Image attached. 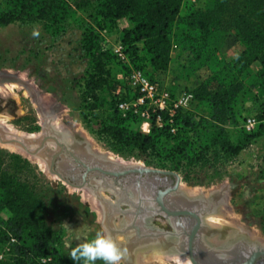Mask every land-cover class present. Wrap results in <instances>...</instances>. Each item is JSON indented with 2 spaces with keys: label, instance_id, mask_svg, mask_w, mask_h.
<instances>
[{
  "label": "rangeland",
  "instance_id": "1",
  "mask_svg": "<svg viewBox=\"0 0 264 264\" xmlns=\"http://www.w3.org/2000/svg\"><path fill=\"white\" fill-rule=\"evenodd\" d=\"M206 7L207 0H182L179 14L186 16L191 11L204 10ZM232 14L228 12L227 15L232 17ZM115 24L116 30L102 32L104 43L112 49L122 46L128 59L121 41L125 35L122 30L130 28L131 23L123 17ZM248 25L246 21L243 27ZM34 29L40 33L38 38L32 37ZM244 30L249 32L248 29ZM80 39L81 31L76 27H70L58 39L53 38L42 23L16 22L0 27V130L8 137H37L48 129L67 145H83L86 151L105 161L149 166L146 156H127L112 150L94 133L98 124L84 122L80 94L83 90L81 78L85 75L87 64L79 58ZM172 43L168 63L164 67H155L145 59V53L141 51L142 44H137L141 57L145 59H142L141 64L147 74L141 72L157 85L159 92L170 91L174 99H178L183 92L194 94L205 83L211 94L225 92L232 95L230 109L223 123L212 120L213 108L206 104L203 91L200 94L204 98L203 103L196 109L190 106L178 109L183 115L187 113L186 116L194 123L201 121V126H204L203 130L209 139L202 137L200 141L209 146L205 157L209 159L210 165H198L189 175L181 167L177 172L182 178L177 194L214 201L213 211L203 216V236L211 245L229 247L236 240L244 238L264 248V128L261 126L264 119L260 118L264 99L259 92L260 58L254 57V50L241 57L246 46L242 36L234 29L225 33L218 46H213L211 55L196 62H193L192 43L182 42V47L176 41ZM125 46L130 47L131 43H125ZM113 69L119 79L126 80V92L119 87V91L129 98L125 101L135 100L137 92L124 77L125 71L116 65ZM177 111L173 116L163 113L167 119L164 120L162 115V127L169 123L172 131H177L179 126L174 122ZM137 126L146 134L152 128L144 124L141 118ZM146 128L147 132L144 131ZM197 132H201L200 127ZM244 133H256V136L245 141ZM182 135L194 138V134L186 133V130ZM49 145L57 149L55 143L50 142ZM237 147L238 150H235ZM194 148L200 152L196 146ZM0 168L1 172L6 171L15 181L25 183L33 196H38L37 211L42 215L44 227L51 232V237L47 251L35 257L36 264H60L62 255L75 264H83V261L75 262L70 258L71 247L85 238L94 237L95 232L102 228L111 232L105 223L103 205L93 190L69 185L50 172L45 159L0 143ZM95 180L98 182L101 179ZM100 193L112 201L116 199L115 193L109 189H102ZM127 207L122 205V208ZM12 217L9 208L0 209V229L9 235L8 241L0 244L1 260L14 255L16 239L8 232V222ZM98 219L101 223H97ZM111 222L113 228L123 229L127 221L125 216L116 215ZM146 226L171 233L176 231L169 220L160 214H154L146 220ZM112 235L122 248L131 238L130 234ZM177 243L176 236L144 241L137 249L127 251L120 264H192L189 257L177 247ZM96 264L103 262L97 261Z\"/></svg>",
  "mask_w": 264,
  "mask_h": 264
},
{
  "label": "trees",
  "instance_id": "2",
  "mask_svg": "<svg viewBox=\"0 0 264 264\" xmlns=\"http://www.w3.org/2000/svg\"><path fill=\"white\" fill-rule=\"evenodd\" d=\"M234 1L207 0L204 10L181 16L182 0H1L0 27L16 22L42 23L55 39L65 35L70 27L80 29L79 58L87 64L85 75L81 78L83 90L80 94L84 122L98 124L94 133L115 152L146 156L149 158L147 164L159 169L178 172L183 167L189 175L198 165H210L205 157L209 146L200 141L202 137L209 139L201 121L196 124L186 116L187 113L183 115L178 110L174 119L179 126L176 132L172 131L169 123L162 128L157 127L152 119L150 133H143L137 126L139 117L131 111H123L119 106L129 98L119 91L120 87L126 92V80L119 79L113 68L120 66L128 81L133 70H140L146 75L138 43L142 44L145 59L155 67L167 65L173 41L180 46L185 41L192 43L193 62L204 60L213 53V46H218L225 33L234 29L242 36L246 46L241 57L254 50V57L260 58L259 92L264 99V0ZM228 12H233L232 17L227 15ZM123 17L131 23L130 28L122 30L125 35L121 41L128 64L122 63L114 50L107 47L102 34L103 31L116 30L115 22ZM246 21L249 25L244 28ZM128 42L130 47L125 46ZM201 91L205 93L206 104L213 108L212 120L223 123L232 95L225 92L211 94L203 83L194 93L196 103L192 109L203 103ZM163 113L166 120L167 115ZM260 118L264 119V108ZM261 126L264 128V124ZM199 127L201 132L196 133ZM184 130L194 134V138L184 137ZM255 136L256 133H244L243 140L248 141ZM194 146L200 152H196ZM38 204V196H33L25 183L15 181L0 168V209L9 208L12 211L8 232L16 239L14 255L6 260L0 259V264H36L35 257L47 251L51 232L44 227L42 215L37 211ZM8 239V233L0 229V244ZM72 263L62 255L60 264Z\"/></svg>",
  "mask_w": 264,
  "mask_h": 264
},
{
  "label": "water",
  "instance_id": "3",
  "mask_svg": "<svg viewBox=\"0 0 264 264\" xmlns=\"http://www.w3.org/2000/svg\"><path fill=\"white\" fill-rule=\"evenodd\" d=\"M50 142L55 143L57 149H53ZM0 143L45 159L50 172L73 187L91 188L103 205L105 223L111 233L131 235L123 245L127 251L137 249L145 241V236L150 238L147 242L176 236L179 238L177 247L192 264H254L257 258L264 256L263 247L244 238L229 247L208 243L203 236V216L213 211L215 203L178 195L182 178L175 171L105 161L86 151L83 145H67L48 129L37 137H8L0 130ZM58 157L61 160L57 161ZM95 178L101 180L97 182ZM102 189L113 191L115 201L101 195ZM122 205L129 207L122 208ZM154 214L164 215L175 227L176 233L144 230V222ZM116 215L125 216L127 222L123 229L113 228L111 221ZM190 225H193V230L188 233L186 227ZM195 237H198L197 251L193 248ZM201 248L212 257V262L203 261Z\"/></svg>",
  "mask_w": 264,
  "mask_h": 264
},
{
  "label": "built area",
  "instance_id": "4",
  "mask_svg": "<svg viewBox=\"0 0 264 264\" xmlns=\"http://www.w3.org/2000/svg\"><path fill=\"white\" fill-rule=\"evenodd\" d=\"M122 63L128 64L129 60L125 57L122 46L113 49ZM129 83L137 92V98L133 101H122L119 106L123 111H131L135 113L139 119L144 120V124L151 125L154 119L156 126L162 127L164 120L162 113L173 116L179 108H192L196 100L191 92H183L178 99H174V95L167 90H158L157 85L150 81L139 70H133L129 75ZM172 119H170V122ZM251 124L248 125L250 128Z\"/></svg>",
  "mask_w": 264,
  "mask_h": 264
},
{
  "label": "clouds",
  "instance_id": "5",
  "mask_svg": "<svg viewBox=\"0 0 264 264\" xmlns=\"http://www.w3.org/2000/svg\"><path fill=\"white\" fill-rule=\"evenodd\" d=\"M39 36V31L34 29L32 37ZM97 223L101 221L98 219ZM65 228L67 229L66 226ZM126 254L127 249L121 247L117 238L107 229L102 228L95 232L94 237L85 238L75 247H71L69 256L75 262L83 261V264H96L97 261H102L103 264H120Z\"/></svg>",
  "mask_w": 264,
  "mask_h": 264
},
{
  "label": "flooded vegetation",
  "instance_id": "6",
  "mask_svg": "<svg viewBox=\"0 0 264 264\" xmlns=\"http://www.w3.org/2000/svg\"><path fill=\"white\" fill-rule=\"evenodd\" d=\"M192 219V218H191ZM144 230H146V231H151V232H168V231H165V230H163V229H150L149 227H145L144 228ZM186 230H187V232L188 233H191V231L193 230V225H190L188 228L186 227ZM185 231V230H184ZM201 232V231H200ZM171 233V232H170ZM176 233V231L175 232H173V234H175ZM135 235V234H134ZM173 237H175V236H173ZM145 238V241H147V240H150V238H148V237H144ZM159 239H162V238H159ZM159 239H157V240H159ZM184 241V240H183ZM198 241V237H195L194 238V243H193V248L195 249V251H197V244H196V242ZM144 242V241H143ZM178 242H179V238H178ZM201 250H202V252H201V256H202V258H203V261L204 262H207V263H210V262H212V257H210V255L208 254V252H206V251H204L202 248H201ZM254 264H264V256H260L259 258H257V260L255 261V263Z\"/></svg>",
  "mask_w": 264,
  "mask_h": 264
},
{
  "label": "bare ground",
  "instance_id": "7",
  "mask_svg": "<svg viewBox=\"0 0 264 264\" xmlns=\"http://www.w3.org/2000/svg\"><path fill=\"white\" fill-rule=\"evenodd\" d=\"M147 129H148V128H146V130H144V131H146V132H147ZM11 146H12V145H11ZM11 149H12V147H11ZM236 254H237V253H236ZM236 254H235V255H236ZM235 255H234V256H235ZM187 260H188V259H187ZM186 263H187V262H186ZM188 263H189V262H188Z\"/></svg>",
  "mask_w": 264,
  "mask_h": 264
}]
</instances>
